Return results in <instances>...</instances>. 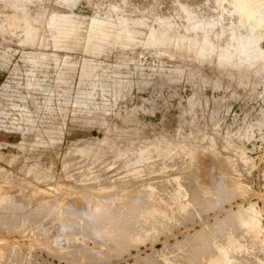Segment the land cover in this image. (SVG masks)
I'll return each instance as SVG.
<instances>
[{"label":"rangeland","instance_id":"1","mask_svg":"<svg viewBox=\"0 0 264 264\" xmlns=\"http://www.w3.org/2000/svg\"><path fill=\"white\" fill-rule=\"evenodd\" d=\"M61 1L69 7L56 8ZM61 1L28 0L26 24L68 12L50 30L74 50H56L60 65L34 67L28 54L50 49L0 38V129L64 131L45 134L57 141L37 146L0 138V264H264V53L227 60L230 0L210 12L194 0H176L166 12L163 0ZM251 22L243 14L232 23L245 39ZM85 53L102 55L90 75ZM32 69L36 88L24 85ZM61 76L70 93L56 86ZM91 98L88 107L77 102ZM107 178L119 195L130 184L125 199L113 203L118 193L105 190ZM142 194L159 209L187 211L168 232H134L123 213L136 210L131 203ZM220 225L232 230L224 234Z\"/></svg>","mask_w":264,"mask_h":264},{"label":"bare ground","instance_id":"2","mask_svg":"<svg viewBox=\"0 0 264 264\" xmlns=\"http://www.w3.org/2000/svg\"><path fill=\"white\" fill-rule=\"evenodd\" d=\"M58 1H61V0H58ZM135 1V0H134ZM142 1V0H141ZM141 1H139V2H141ZM146 1V0H145ZM144 0L142 1L143 2V4L144 3H146ZM152 1V0H151ZM194 1H196L197 3H200L201 4V9H202V11H204V12H210V11H212L216 6H217V4H218V0H194ZM131 2H133V0L131 1ZM163 2H164V4H165V7H164V9H163V11L164 12H166V11H170V10H172V11H174L177 7H176V0H163ZM185 2V1H184ZM228 2V1H227ZM134 3H138L137 1L136 2H134ZM151 3V2H150ZM189 3V2H188ZM229 3V2H228ZM133 4V3H132ZM135 4V5H136ZM139 4V3H138ZM141 4V3H140ZM148 4V3H147ZM230 4H231V7H227V10H228V12L229 13H231V14H235L234 15V18H233V20L231 19H229L230 20V23H231V25H230V29H229V35H228V40H227V42L225 43V47L227 48V54H228V59L227 60H231L232 58H234L236 55H241V57H248V58H251V57H254V58H256V59H259V58H261L262 57V55H263V53H264V44H262V45H260V39L261 38H264V16H263V14H262V8H263V6H262V3H261V1L260 0H230ZM149 5V4H148ZM191 4L189 3V6H190ZM193 5V4H192ZM226 5V4H225ZM224 5V6H225ZM69 6L65 3V2H63V1H61L60 2V4L59 5H57L56 6V8H58V9H65V8H68ZM134 7V6H133ZM54 8V7H53ZM170 8H172V9H170ZM198 9V8H197ZM142 10V9H141ZM178 10H179V7H178ZM195 11H196V9H195ZM13 12V11H12ZM180 12V11H179ZM132 13H133V11H132ZM131 13V14H132ZM181 14H183L182 12H180ZM164 14V13H163ZM247 15L248 16V19L249 20H252L253 22H251L249 25H248V28L246 29L245 27V30L247 31V30H250V33H249V35L244 39V35H243V33H239V31H236V28H235V26H234V23H232L233 21H237V20H241V15ZM165 15V14H164ZM184 15V14H183ZM136 17V16H135ZM13 18V17H12ZM134 18V17H133ZM184 18H186V16L184 15ZM13 21V20H12ZM186 21V20H185ZM127 23V22H126ZM16 24V23H15ZM112 25V24H111ZM120 25H121V21L119 22V24L118 25H116L115 27L117 28H119V30H120ZM127 25V24H126ZM228 25V24H227ZM124 30V29H123ZM130 30V29H129ZM112 32H111V35H115V37L117 36V34H116V32H115V30L114 29H112L111 30ZM122 31V30H121ZM106 32V31H105ZM225 35V34H224ZM187 52V51H186ZM229 152V151H228ZM225 156V155H224ZM184 159V158H183ZM240 166H242V165H240ZM96 169V168H95ZM103 171V170H102ZM103 174V173H102ZM104 176H102V178H103ZM101 178V177H100ZM154 179V178H153ZM104 180H106V181H104L103 183H105L106 185L107 184H111V185H105V184H103V183H101V185L98 183V185L99 186H101L102 187V184L103 185H105L104 186V188H105V190L106 189H111L112 188V190H114L113 188H115V191H117V193H118V188H120V187H118L117 188V186L118 185H115L113 182H112V180H110L109 178H107V179H104ZM118 181V180H117ZM148 181V180H147ZM99 182V181H98ZM146 182V181H145ZM124 183V182H123ZM134 183V182H133ZM133 183L131 184V185H133ZM88 185V184H87ZM96 185H97V183H96ZM126 185V184H125ZM152 185V184H151ZM91 186V185H90ZM93 186H94V190L96 191L98 188H97V186H96V188H95V182H94V184H93ZM92 186V187H93ZM98 186V187H99ZM129 186H130V184H129ZM129 186H126V187H122V191L123 192H121V194L122 195H119V193L117 194V196H113L112 194H111V192H109L108 190H107V192H109L111 195L110 196H113L114 197V199H112V200H114L113 201V203H115L116 201H115V199H121V198H123V199H125V192L127 191V187H129ZM134 186V185H133ZM166 186V185H165ZM192 187H198V186H194V185H191ZM222 186V185H221ZM82 187V186H81ZM140 187H142V185L140 186ZM158 187V186H157ZM84 188V187H83ZM100 188V187H99ZM116 188H117V190H116ZM134 188H136L137 189V187H134ZM229 188V187H228ZM89 189V188H88ZM90 189H92V188H90ZM89 189V190H90ZM130 189V188H129ZM158 189V188H157ZM190 189H191V187H190ZM198 189V188H197ZM101 190H104V189H101ZM160 190V189H159ZM231 190V189H230ZM100 191V190H99ZM99 191H97L96 193L99 195V196H101V194H99L100 192ZM111 191V190H110ZM121 191V190H120ZM201 191V190H200ZM229 191V190H228ZM234 191V190H233ZM99 192V193H98ZM105 193H107L106 191H104ZM113 192V194L115 195V193H114V191H112ZM194 192H195V190H194ZM91 193V192H90ZM103 193V192H102ZM108 193V194H109ZM193 193V192H192ZM196 193V192H195ZM195 193H194V195H195ZM234 193V192H233ZM95 194V193H94ZM93 194V195H94ZM107 194V195H108ZM198 194V191H197V193H196V195ZM199 194H200V192H199ZM104 195V194H103ZM102 195V196H103ZM128 195V194H127ZM126 195V196H127ZM226 195H227V193H226ZM104 196H106V194L104 195ZM109 196V195H108ZM130 196V195H129ZM128 196V197H129ZM135 196V195H134ZM225 196V195H224ZM230 196V195H229ZM91 197V196H90ZM89 197V198H90ZM198 197V196H197ZM221 197V196H220ZM107 198H110L111 199V197H107ZM223 198V197H222ZM99 199V198H98ZM102 199H103V197H102ZM105 199H106V197H105ZM105 199H103V200H105ZM145 199V194H142V195H140L139 196V200L137 201L136 199L135 200H133V202L131 203V206H132V204L134 203L135 205L136 204H138V208L136 209L135 207L133 208V209H136V210H131V212H130V210H129V208L127 209V207H125L127 204H128V202L129 201H131V200H129L128 202H127V204H126V202H125V206L123 205V209H124V207L126 208V210L128 211L129 210V212H125V210H123V212H125V213H123L124 214V216H125V214H126V217H128L129 218V222H130V224H131V230H133L134 232H146L147 234H149V235H151V236H153L152 234L153 233H155L156 231H170V229H171V227H173V224H175V223H173V220L175 219V218H177L178 216V213H179V215H180V212L181 211H183L184 209H186L185 207H175V209L174 210H169L167 207H164L163 209H159L158 208V206L157 205H155V204H153V203H151V202H147V201H145L144 200ZM93 200H94V198H93ZM101 200V199H100ZM108 201H110L109 199H107ZM202 200V199H201ZM121 202H122V200H120ZM134 201H137L138 203H135ZM204 201V200H203ZM100 202H102V200L101 201H99V204H102V203H100ZM95 203V202H94ZM107 203V202H106ZM112 203V204H113ZM89 204V203H88ZM111 204V205H112ZM124 204V203H123ZM42 205V204H41ZM92 205V204H91ZM90 205V206H91ZM106 205H108V204H106ZM105 205V206H106ZM111 205H110V208H111ZM115 205V204H114ZM129 206H130V203L128 204ZM135 205H133V206H135ZM201 205V204H200ZM208 205V204H207ZM39 206V205H38ZM130 206V207H131ZM132 206V207H133ZM97 207V206H96ZM95 207V211H97L98 209H100V207H101V205H100V207L97 209ZM102 207H104V205L102 206ZM108 207H109V205H108ZM120 207H122V206H120ZM48 208V207H47ZM107 207H105V209H106ZM119 206H117L116 205V212H117V210H119V209H121L122 210V208H119ZM54 209V208H53ZM103 209V208H102ZM104 209V210H105ZM188 209H190V208H188ZM13 210V209H12ZM47 210V209H46ZM93 210V211H94ZM190 210H192V208L190 209ZM190 210L188 211V212H190ZM15 211V210H14ZM92 211V212H93ZM94 211V212H95ZM106 211H108V213H109V215L110 214H114L115 216H116V213H115V211H114V213L112 212V210H110L109 211V209L108 210H106ZM186 211H187V209H186ZM97 212H99V211H97ZM111 212V213H110ZM121 212V211H120ZM187 212V213H188ZM44 213V212H43ZM128 213V214H127ZM200 213H201V211H200ZM93 214H96V212L95 213H93ZM119 214V213H118ZM117 214V215H118ZM182 214V213H181ZM88 215H90V214H88ZM102 215V214H101ZM122 215V214H121ZM128 215V216H127ZM183 215V214H182ZM24 216V215H23ZM86 216V215H85ZM103 216V217H102ZM102 216H100V217H102V218H104V215H102ZM114 216V217H115ZM119 216V215H118ZM123 216V217H124ZM87 217V216H86ZM90 217H91V215H90ZM90 217H88L89 219H90ZM98 217H99V213H98ZM121 217V216H120ZM119 217V218H120ZM135 217V218H134ZM218 217V216H217ZM226 217H227V215H226ZM88 218H85L86 220H88ZM108 218V217H107ZM107 218H104L103 220H105L106 219V221H107ZM112 218H113V216H112ZM118 218V217H117ZM122 218V217H121ZM120 218V220L122 221V219ZM134 218V219H133ZM227 218H229V215H228V217ZM227 218H225V219H227ZM92 219V218H91ZM90 219V220H91ZM96 220L97 219H99V218H95ZM94 219V220H95ZM109 219V218H108ZM116 219V218H115ZM224 219V221H225V223H227L226 222V220ZM14 220V219H13ZM100 220V219H99ZM99 220H97V221H99ZM102 220V219H101ZM112 220H114V218L112 219ZM117 220V219H116ZM124 220V219H123ZM231 219H229V221H230ZM27 221V220H26ZM91 221H93V219L91 220ZM127 221V219H126V223L128 222ZM228 221V220H227ZM103 222V221H102ZM101 222V223H102ZM105 222V221H104ZM128 222V223H129ZM221 221L220 220H217L216 221V223H215V225L216 226H218L217 224H219ZM222 222H223V219H222ZM108 223H109V220H108ZM107 222H106V224H104V223H102V224H104V225H107L108 224ZM122 223H124V222H121V224ZM127 223V224H128ZM233 223V222H232ZM111 224H112V222H111ZM111 224H109V226L111 225ZM125 224V223H124ZM93 225V224H92ZM96 225V224H95ZM94 225V226H95ZM123 225V224H122ZM230 225V224H229ZM25 226V225H24ZM126 226V225H125ZM128 226V225H127ZM221 226V228H222V225H220ZM226 226V225H225ZM223 227L222 228V230L223 231H221V232H223L224 234H226L229 230H230V227L231 226H226V227ZM99 227H100V224H99ZM111 227V226H110ZM124 227V226H123ZM213 227V226H212ZM14 228V227H13ZM21 228V227H20ZM97 228V227H96ZM221 228H219V229H221ZM105 229V228H104ZM107 229V228H106ZM112 229V228H111ZM110 229V230H111ZM124 229V228H123ZM110 230H106V232L107 231H109V235H110V233L112 232H110ZM130 230V231H131ZM214 230V229H213ZM216 230V229H215ZM232 230V229H231ZM230 230V231H231ZM101 231V230H100ZM218 231V230H217ZM220 231H218V232H220ZM119 232V231H118ZM133 232V233H134ZM201 232V231H200ZM208 232V231H207ZM213 232V231H212ZM233 232V231H232ZM115 233V232H114ZM123 233V232H122ZM211 233V232H210ZM217 233V232H216ZM222 233V234H223ZM125 234V233H124ZM127 234V233H126ZM137 234V233H136ZM214 234V233H213ZM219 234V233H218ZM104 235V234H103ZM108 235V236H109ZM115 234H113V236H114ZM131 236H132V234H130ZM201 235H202V233H201ZM112 236V235H111ZM113 236L111 237V238H113ZM136 236V235H135ZM145 236V235H144ZM147 236V235H146ZM200 236V235H199ZM106 237V236H105ZM154 237V236H153ZM153 237H151V238H153ZM194 237V236H193ZM221 237V236H220ZM130 238V237H129ZM141 238V237H140ZM143 238V237H142ZM150 238V237H149ZM114 239V238H113ZM196 239H197V237H196ZM199 239V238H198ZM221 239V238H220ZM100 240H102V239H100ZM108 240V239H107ZM116 240V239H115ZM194 240V239H193ZM105 241V240H104ZM112 241V240H111ZM116 242V241H115ZM121 242V241H120ZM117 244V243H116ZM115 245V244H114ZM169 245V244H168ZM168 245H166L167 247H168ZM173 246V245H172ZM175 246V245H174ZM167 247H165V248H167ZM207 248V247H206ZM168 249H169V247H168ZM191 249L192 248H190V252H191ZM197 249V248H196ZM164 251H165V249H164ZM175 251V250H174ZM189 251V250H188ZM176 252V251H175ZM201 252V251H200ZM151 253V252H150ZM169 253H170V251H169ZM255 253V252H254ZM152 254H153V252H152ZM174 254V253H173ZM253 254V253H252ZM256 254V253H255ZM154 255V254H153ZM158 254H156V256H157ZM250 255V254H249ZM184 256V255H183ZM182 256V257H183ZM186 256V255H185ZM184 256V257H185ZM192 256H194V255H192ZM196 256V255H195ZM250 256H252V255H250ZM200 257V256H199ZM253 257H254V255H253ZM156 258V257H155ZM158 259L160 258L159 257V255H158V257H157ZM177 258V257H176ZM186 258H189V257H186ZM191 258V257H190ZM250 258V257H249ZM256 258H257V256H256ZM179 260L181 259V258H178ZM199 258H198V256H197V259H195V260H198ZM178 260V261H179ZM182 260V259H181ZM181 260H180V262H181ZM253 260H255V259H253ZM252 259L250 260L251 261V264H252V262H254L255 264H260L259 263V261H253ZM150 261V260H149ZM185 261H188V259L186 260L185 259ZM184 262V261H183ZM194 262V261H193ZM200 262V261H199ZM142 263H144V262H142ZM149 263V262H148ZM187 262H185V264H186ZM244 263V262H243ZM153 264H155L154 262H153ZM157 264V263H156ZM159 264H162L161 262H159ZM176 264V263H175ZM183 264V263H182ZM188 264V263H187Z\"/></svg>","mask_w":264,"mask_h":264},{"label":"crops","instance_id":"3","mask_svg":"<svg viewBox=\"0 0 264 264\" xmlns=\"http://www.w3.org/2000/svg\"><path fill=\"white\" fill-rule=\"evenodd\" d=\"M13 11V12H12ZM29 4L28 0H0V38H14L18 43L22 44L24 47H31L32 50H43V49H50L49 53L44 56L38 55L37 51H32L28 54V60L32 61L34 67H37L38 64H42L43 66L49 65H60V58L61 54L56 53V50H68L74 52V50L64 48L65 44L60 41L58 33H53L50 30H55L56 25L58 26L61 20L64 19L65 16L62 15H69L68 12H51L47 21H37V23H33L30 21V26H26L28 23V13H29ZM13 17V18H12ZM68 18V17H67ZM74 18V17H73ZM78 18L88 20L89 18L81 15ZM13 20V21H12ZM16 23V24H15ZM25 24V25H24ZM51 24V26L49 25ZM34 29L44 30V37H39L33 31ZM21 30L20 37H16L13 31ZM46 32L48 35H46ZM4 50V53L6 54ZM40 53V52H39ZM89 54V53H85ZM91 57L87 60L85 64V71L86 75H90L92 71L97 69L98 67L103 66V60L101 59L102 55L99 54H89ZM66 56L64 63L67 65L71 64V67L76 66L74 61H70L67 59ZM109 66H107L108 68ZM63 73H60L62 75ZM29 88H36L39 87L38 83L36 82V73L35 70L32 69L30 73H28V78L24 84ZM63 85L66 86L69 90L68 93L71 92V87L69 86V82L64 79V77H59V82L56 86ZM55 86V87H56ZM104 93L106 91H103ZM95 90L87 89L85 94L89 97L93 96ZM93 101L91 99H77L78 103H81L83 107H88L89 103ZM36 130L37 134L33 141H29V136L31 132ZM63 133V128L61 129H53V128H44V127H31L30 129L23 131V132H15L12 133L11 131H7L6 129H0V138L9 139L14 142H18L24 145L27 143H32L34 145L42 144L46 145L48 141H57V138H44V135L54 133V132ZM13 155V154H10ZM40 165V163L35 162ZM44 167V166H43ZM45 168V167H44Z\"/></svg>","mask_w":264,"mask_h":264}]
</instances>
